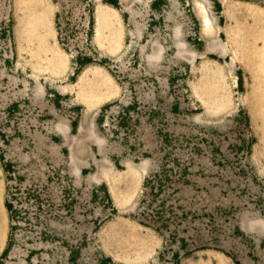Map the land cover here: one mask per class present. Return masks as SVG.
I'll use <instances>...</instances> for the list:
<instances>
[{"label":"rangeland","instance_id":"rangeland-1","mask_svg":"<svg viewBox=\"0 0 264 264\" xmlns=\"http://www.w3.org/2000/svg\"><path fill=\"white\" fill-rule=\"evenodd\" d=\"M103 1L0 0V264H264V0Z\"/></svg>","mask_w":264,"mask_h":264},{"label":"bare ground","instance_id":"bare-ground-1","mask_svg":"<svg viewBox=\"0 0 264 264\" xmlns=\"http://www.w3.org/2000/svg\"><path fill=\"white\" fill-rule=\"evenodd\" d=\"M197 6H198V10L199 12L201 13L202 17L204 18V21L205 22H209V16L207 15V9L205 7V5L201 2V1H197ZM103 14H105V8L102 7V6H99L97 8V16L98 18L100 19L101 17L100 16H103ZM29 15V13L27 14V16ZM27 16H23L21 17L18 22H17V25H16V29H15V34L16 36L18 37V39L20 40V42L26 38L27 36V33H28V30L29 28L31 27V24H32V21L31 19H27ZM98 19V20H99ZM98 31V30H97ZM221 49L222 51L225 50V45L224 44H221ZM92 74H94L93 72V69L92 67H89L87 69H85V71H83L81 73V75H79V78H78V82L79 83H82L85 81V79L88 77V76H91ZM130 164V163H129ZM133 164V163H132ZM145 164V162L141 163V167H143ZM75 166V165H73ZM111 167V166H110ZM140 167V168H141ZM108 168V167H107ZM93 175V174H92ZM96 176V175H95ZM96 178H99V177H96ZM94 180V179H93ZM116 201L118 202V200L116 199ZM1 213H3V210H2V207L0 205V221L2 222V219H3V215H1ZM217 264H222L220 262H218Z\"/></svg>","mask_w":264,"mask_h":264},{"label":"trees","instance_id":"trees-1","mask_svg":"<svg viewBox=\"0 0 264 264\" xmlns=\"http://www.w3.org/2000/svg\"><path fill=\"white\" fill-rule=\"evenodd\" d=\"M107 2H110L112 4H116L115 1H112V0H105ZM89 23L90 25H92L93 23V17L92 15L90 16V19H89ZM81 69V67L79 66L77 68V71H79ZM1 164H2V167H3V170L5 172H7V164L1 160ZM5 206H6V209L9 213V218H10V223H9V232H8V238H7V245L5 247V249L3 250V253L2 254H6L8 253V251L10 250L13 242H14V237H15V229L17 227V221H16V217H17V213H18V209L17 207L15 206V204L9 199V198H6L5 199ZM236 264H238V262H236Z\"/></svg>","mask_w":264,"mask_h":264},{"label":"crops","instance_id":"crops-1","mask_svg":"<svg viewBox=\"0 0 264 264\" xmlns=\"http://www.w3.org/2000/svg\"><path fill=\"white\" fill-rule=\"evenodd\" d=\"M103 2H107V1H103ZM108 4H111V6H114L115 8H117L116 7V5H114V4H112V3H110V2H107ZM83 69V67L78 71V73L81 71ZM101 71V70H100ZM104 73H107V72H104ZM108 75H104V77L108 80H111L112 81V76L109 74V73H107ZM78 75V74H77ZM108 95V94H107ZM108 99V98H107ZM107 99H105V100H103V101H108Z\"/></svg>","mask_w":264,"mask_h":264}]
</instances>
